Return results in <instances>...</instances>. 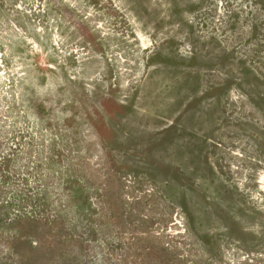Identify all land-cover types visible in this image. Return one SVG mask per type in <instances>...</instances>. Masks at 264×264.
Instances as JSON below:
<instances>
[{"label":"rangeland","instance_id":"374dc122","mask_svg":"<svg viewBox=\"0 0 264 264\" xmlns=\"http://www.w3.org/2000/svg\"><path fill=\"white\" fill-rule=\"evenodd\" d=\"M0 264H264V0H0Z\"/></svg>","mask_w":264,"mask_h":264},{"label":"trees","instance_id":"16d2710c","mask_svg":"<svg viewBox=\"0 0 264 264\" xmlns=\"http://www.w3.org/2000/svg\"><path fill=\"white\" fill-rule=\"evenodd\" d=\"M52 41H54V39H51Z\"/></svg>","mask_w":264,"mask_h":264}]
</instances>
